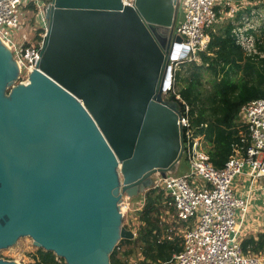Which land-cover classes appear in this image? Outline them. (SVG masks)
Listing matches in <instances>:
<instances>
[{"label":"water","instance_id":"water-1","mask_svg":"<svg viewBox=\"0 0 264 264\" xmlns=\"http://www.w3.org/2000/svg\"><path fill=\"white\" fill-rule=\"evenodd\" d=\"M79 1L50 0L27 83L0 41V252L27 237L65 264H110L135 236L123 196L183 156L181 112L164 94L181 39L176 0L168 24L163 0H133L132 17L115 0Z\"/></svg>","mask_w":264,"mask_h":264},{"label":"built area","instance_id":"built-area-1","mask_svg":"<svg viewBox=\"0 0 264 264\" xmlns=\"http://www.w3.org/2000/svg\"><path fill=\"white\" fill-rule=\"evenodd\" d=\"M217 2L178 0L177 13L181 15L176 19L173 35L181 40L172 45L165 96L169 92L175 94L174 74L178 65L185 61L199 62L197 53L207 49L208 31L218 19ZM43 3L41 0H0V41L12 53L20 74L25 72L22 83L28 82V75L35 67L42 40L29 52L22 48L23 43L16 33L24 25L23 11L29 4L35 10L36 20L46 26L45 10L49 2ZM229 6L238 17L232 25V39L245 54L262 58L264 54L258 52L256 41L264 30V0H238ZM175 98L180 100L178 94ZM188 110L183 103L179 120L187 171L165 177L158 175L152 187L163 190L169 200L167 205L173 209L177 222L183 225L182 248L172 256L170 264H264V253L244 252L241 248L246 236L243 230L246 233L247 230L243 228L240 232L238 216L245 212L249 199L239 196L235 188L236 179L243 175L251 181L264 176V99L252 100L241 108L240 144L233 147L221 168H215L209 161L203 136L191 130ZM127 264L156 263L139 255Z\"/></svg>","mask_w":264,"mask_h":264},{"label":"trees","instance_id":"trees-1","mask_svg":"<svg viewBox=\"0 0 264 264\" xmlns=\"http://www.w3.org/2000/svg\"><path fill=\"white\" fill-rule=\"evenodd\" d=\"M232 28L226 24L221 33L208 31L207 49L197 53L199 62H182L175 71L173 87L180 100L173 92L165 96L180 109L183 103L188 107L191 130L203 136L209 161L215 168L223 167L233 147L240 144L241 108L252 100L264 99V56L245 54L232 39ZM38 39L41 41V37ZM256 42L258 52L264 54V30ZM161 201L163 190L151 188L145 192L137 237L133 241H120L110 255V264H126L132 250L123 251L120 244L131 243L139 248V255L145 260L170 264L182 246L176 237L160 239L164 229L157 215ZM241 243L244 252L264 253V232L248 234ZM31 260L28 264H65L63 259L40 248H36Z\"/></svg>","mask_w":264,"mask_h":264},{"label":"rangeland","instance_id":"rangeland-1","mask_svg":"<svg viewBox=\"0 0 264 264\" xmlns=\"http://www.w3.org/2000/svg\"><path fill=\"white\" fill-rule=\"evenodd\" d=\"M127 2L132 3L133 0H127ZM177 4H178V0H176V8H177ZM35 15H36L35 10L25 8L23 11L24 25L21 28V30L16 33V37L19 38V42L23 43L22 48L24 47L27 48L29 52L33 50V48L36 46L38 42L41 43L40 39H38L39 41H36V38L43 37L47 30V24L45 26L43 23L40 22L39 19L36 20ZM180 15L181 13L178 12L176 15V19L180 18ZM24 77H25V72L22 71L17 83L23 81ZM183 160L184 157H182L181 162L179 163V167H182V169L181 170L179 169L178 172L176 171L175 172L176 174H180L182 173L181 171H184L186 169V168L184 169L186 165L184 164ZM157 177L158 174L153 175V181L156 180ZM246 177L247 176L244 175L239 177L241 179L240 181L242 182L237 183V187L235 186L237 192H239L240 190V192L242 193L241 195L244 196L247 200L249 199L245 212L242 213V215L239 214L238 216V221L243 223V227L246 224L250 225L249 224L250 221L256 222L259 218L264 219V212L255 213L252 216L250 215L251 209L256 210V208L257 209L260 207L264 208V176L254 179L255 181H251ZM243 178L245 179V181L243 180ZM120 180H122L121 177ZM144 196L145 193L139 194L132 198H128L124 195L121 200L122 202L120 206H122L123 208L122 224L127 229H131V231L135 233L134 240L137 237V230L141 225L139 217L144 204ZM168 202L169 200H167L163 195V201H161V203L158 204L157 215L159 217L160 225L163 224L161 225V227L162 228L164 227L160 239L163 238L174 239L176 237L178 239V243L180 244L182 239L181 231L183 225L177 222L174 216V212L172 211V208L167 205ZM258 203L261 204L259 205ZM243 227H241L240 229L241 233ZM245 229L247 231L250 230L248 226L245 227ZM243 232L246 235H248V234H255L256 232L259 231H255L254 233H246L243 230ZM120 248L123 251L132 250V255L127 260V263L132 259H138L140 250L133 243L120 244ZM35 251H36V247L33 245L32 240L30 238L24 237L18 239L13 245L3 249L0 252V257L4 260L13 261L16 264H28L32 262L31 255L34 254Z\"/></svg>","mask_w":264,"mask_h":264},{"label":"crops","instance_id":"crops-1","mask_svg":"<svg viewBox=\"0 0 264 264\" xmlns=\"http://www.w3.org/2000/svg\"><path fill=\"white\" fill-rule=\"evenodd\" d=\"M238 0H218L216 6H215V10L217 12V22L213 25V27L209 30L212 31L214 33H221L222 31V26H225L226 24H230V25H234L237 20L238 17L235 15V13L233 14L230 10V6L229 4L233 5L234 3H236ZM184 164L186 165V163L184 162ZM186 168V169H185ZM179 169L181 170L182 167H178L177 172L179 171ZM184 171H181L182 173L187 171V165L184 167ZM180 173V174H182ZM241 179H236L235 181V186L237 187V183H241L242 181H240ZM243 180L245 181V179L243 178ZM240 189V188H239ZM237 194L239 196H241V192L239 190V192H237ZM259 204V203H258ZM261 204V203H260ZM259 204V205H260ZM260 212H264V208L260 207V208H256V210H250V215L252 216L255 213H260ZM250 225L246 224L243 227V223L240 222V227H247L250 229L249 231H247V233H254L255 231H262L264 232V219L259 218L256 222L255 221H250L249 223ZM246 230V229H245Z\"/></svg>","mask_w":264,"mask_h":264},{"label":"bare ground","instance_id":"bare-ground-1","mask_svg":"<svg viewBox=\"0 0 264 264\" xmlns=\"http://www.w3.org/2000/svg\"><path fill=\"white\" fill-rule=\"evenodd\" d=\"M78 2H80L79 0H76ZM115 3L116 4H119L121 7H123V10H122V14L125 15V16H130L132 17L133 14H134V11L132 10V3H128L127 0H121L120 2H118L117 0H115ZM163 3H164V6H169L170 10H168V12L166 11V8H163L162 9V13L164 14L165 12H167L166 16H162V19L164 20V23L165 24H168L170 19H171V12H172V0H163ZM80 4V3H79ZM127 73V72H125ZM124 73V74H125ZM110 75V74H108ZM26 83V82H25ZM123 211V208L122 206L120 207V212L122 213ZM183 228V227H182ZM242 244V243H241ZM180 251V250H179ZM244 251V250H243ZM254 251V250H253ZM260 252V251H259ZM178 253V252H177Z\"/></svg>","mask_w":264,"mask_h":264}]
</instances>
